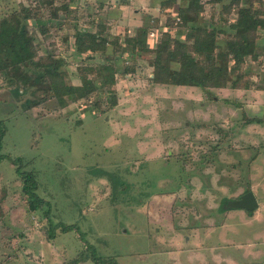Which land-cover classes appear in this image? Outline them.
I'll return each mask as SVG.
<instances>
[{"label": "rangeland", "instance_id": "1", "mask_svg": "<svg viewBox=\"0 0 264 264\" xmlns=\"http://www.w3.org/2000/svg\"><path fill=\"white\" fill-rule=\"evenodd\" d=\"M102 1L70 0L76 17L71 11L63 22L59 11L49 32L34 29L40 54L66 61L62 70L69 83L80 85L82 69L103 59L76 53L74 22L96 31L91 20L100 14L103 34L111 42L119 38L118 46H108L114 56L126 47L125 37L137 33L115 8L100 7ZM201 1L200 17L229 29L221 17L231 0ZM31 4L36 0H0V18ZM156 13L157 26L148 16L142 19L152 31L151 49L167 30L185 38L187 29L169 25L177 8ZM50 16L49 10L42 18ZM228 17L231 23L236 13ZM151 49L120 59L121 71L137 64L136 73L118 74L113 87L87 100L65 98V106L49 99L28 109L44 98L42 90L23 78L11 86L0 76V118L7 127V157L0 163V264H73L78 255L84 256L80 264H97L91 248L118 264H264V123L248 122L264 117V31L258 59L243 64L252 73V88L210 89L208 96L199 87L151 82ZM27 75L34 77V71ZM17 158L35 174L36 194L46 201L37 210L29 208L34 198L23 192ZM247 186L259 202L253 215L227 207ZM47 212L53 225L75 229H57L53 238Z\"/></svg>", "mask_w": 264, "mask_h": 264}, {"label": "trees", "instance_id": "2", "mask_svg": "<svg viewBox=\"0 0 264 264\" xmlns=\"http://www.w3.org/2000/svg\"><path fill=\"white\" fill-rule=\"evenodd\" d=\"M166 1L174 4L177 0ZM54 4H57L55 0H36L35 5H21L18 10L0 18V76L7 79L11 86H15L17 80L23 78L25 83L30 81L43 92L44 98L29 104L28 109L49 99H54L62 106L67 104L65 98L73 101L87 100L101 89L113 87L118 82L116 77L118 74L125 77L130 73H136L137 64L123 65L124 69L120 70L122 57L133 55L137 50L140 52L151 49L148 42L149 27L146 26L139 27L135 36H126L124 41L126 47L115 56L114 52L107 53L108 46L109 44L118 46L119 38L116 37L111 42L107 35L103 34L106 28L103 23L97 24L96 31L77 27L73 35V48L76 53L80 56L86 53V60L96 59L98 55L103 59L91 67L86 66L82 69L80 85L69 83L65 71L62 70L66 61L59 59L52 52L41 55L34 35L36 27L43 33L47 32L46 27L52 20L61 17L58 15L59 11L65 13L63 21L70 17L71 11L74 12L72 17H76L77 10L71 9L70 0L63 1L58 6ZM49 10L51 16L42 18ZM204 10L205 4L201 0H184L177 8V18L170 21L169 25L177 24L187 29V33L185 38L174 36L169 30L162 34L155 48L151 49L155 53L152 60L154 69L150 77L151 82L199 87L207 96L210 95V89L252 88L254 85L252 73L244 71L243 64L248 57L253 60L259 57L257 46L264 31V0H231L223 5L221 18L224 24H229V29L217 27L211 20L201 18ZM232 13H236V18L229 23L228 16ZM93 22L91 20V23ZM221 36L222 43H218ZM69 37L65 38V42ZM30 70L34 71V77L27 75ZM86 72L91 76L85 77ZM108 100L111 105L116 104L115 96L108 97ZM248 122L264 123V117L251 118ZM6 132L5 119L0 118V163L7 157L2 153ZM13 162L19 165L17 172L23 180V192L34 198L29 202V208L39 209L46 201L36 194L38 182L35 174L23 169L20 158ZM248 191H252L251 186H247L242 194ZM246 212L253 215L255 211ZM48 213H46L50 222L48 234L53 238L57 229L63 232L75 229L73 225H53ZM87 250L89 251L90 247H87ZM90 252L91 259L97 264H118L114 258L97 255L93 248ZM83 257L78 255L72 263L80 264Z\"/></svg>", "mask_w": 264, "mask_h": 264}, {"label": "crops", "instance_id": "3", "mask_svg": "<svg viewBox=\"0 0 264 264\" xmlns=\"http://www.w3.org/2000/svg\"><path fill=\"white\" fill-rule=\"evenodd\" d=\"M178 3H179L178 0L174 4L167 3L166 0H162V1L161 0H115L114 4H113V0H104V1H102V3L99 4V6L105 7V8L110 7V9L115 8L120 15V16H118L119 20L122 22L127 21L128 22L127 24H130L132 26L135 25L137 27L136 28V32H137L139 27H142V26L148 27L147 24L146 25L143 24V20H142L143 16H146V17L148 16L150 19H152L155 22L154 25L157 26L158 25L157 23L159 22V19L157 17L159 16V14H157L156 12L161 11V13H164V14L170 13V12L172 13L183 2H181V4H178ZM87 4H88V2L84 3V5H87ZM97 12H100V9H98ZM104 15H107L106 12ZM100 16L101 15L98 14L97 17H94L92 20L94 22H96L97 24L101 23L99 20ZM107 20H108V18H107ZM65 21H63V22H65ZM94 22H93V25L96 26V23L94 24ZM73 25L75 26V29L78 27V24L76 22H74ZM47 32H49V31H47ZM75 32H76V30H75ZM151 32L152 31H149V34ZM149 37H151V35H149ZM150 40L151 39H148V42H150Z\"/></svg>", "mask_w": 264, "mask_h": 264}, {"label": "water", "instance_id": "4", "mask_svg": "<svg viewBox=\"0 0 264 264\" xmlns=\"http://www.w3.org/2000/svg\"><path fill=\"white\" fill-rule=\"evenodd\" d=\"M228 208L244 209L246 211H255L259 208V202L253 191L242 194L239 198L230 199L227 202Z\"/></svg>", "mask_w": 264, "mask_h": 264}]
</instances>
